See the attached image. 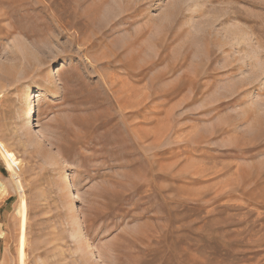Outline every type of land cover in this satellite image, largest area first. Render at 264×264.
I'll use <instances>...</instances> for the list:
<instances>
[{
	"label": "rangeland",
	"instance_id": "1",
	"mask_svg": "<svg viewBox=\"0 0 264 264\" xmlns=\"http://www.w3.org/2000/svg\"><path fill=\"white\" fill-rule=\"evenodd\" d=\"M0 149V264H264V0H0Z\"/></svg>",
	"mask_w": 264,
	"mask_h": 264
},
{
	"label": "bare ground",
	"instance_id": "2",
	"mask_svg": "<svg viewBox=\"0 0 264 264\" xmlns=\"http://www.w3.org/2000/svg\"><path fill=\"white\" fill-rule=\"evenodd\" d=\"M85 2V1H84ZM89 8V7H88ZM96 12V11H95ZM121 24V23H120ZM30 96L29 97H35L37 94L40 93V90L39 89H34L32 90V92H30ZM27 116V122L28 124L32 125L34 128L36 127L35 126V119H34V111H33V107L30 106V110H29V113L26 115ZM249 148V147H248ZM0 154L3 156V158L5 159V163H6V166L12 170V163L10 162V160L8 158H6L5 154L1 151L0 149ZM1 156V157H2ZM18 176V175H17ZM18 182V181H17ZM19 184V183H18ZM20 185V184H19ZM18 185V186H19ZM21 187V186H20ZM23 190V189H21ZM4 190L0 189V193H3ZM23 195V194H22ZM22 197V196H21ZM22 200L24 199L23 197L21 198ZM22 202V201H21ZM24 202V201H23ZM24 206H22L23 208H25V204H23ZM23 245V244H22ZM34 257V256H33ZM22 258V257H21ZM23 260V259H22Z\"/></svg>",
	"mask_w": 264,
	"mask_h": 264
}]
</instances>
